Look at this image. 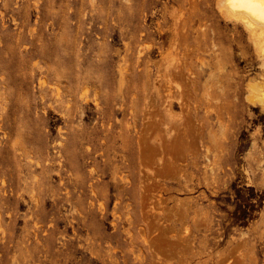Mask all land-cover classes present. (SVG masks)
Wrapping results in <instances>:
<instances>
[{
	"label": "rangeland",
	"instance_id": "1",
	"mask_svg": "<svg viewBox=\"0 0 264 264\" xmlns=\"http://www.w3.org/2000/svg\"><path fill=\"white\" fill-rule=\"evenodd\" d=\"M253 83L216 0H0V264H264Z\"/></svg>",
	"mask_w": 264,
	"mask_h": 264
},
{
	"label": "bare ground",
	"instance_id": "2",
	"mask_svg": "<svg viewBox=\"0 0 264 264\" xmlns=\"http://www.w3.org/2000/svg\"><path fill=\"white\" fill-rule=\"evenodd\" d=\"M216 7L222 16L232 25H240L247 33L250 44L261 58L264 67V0H216ZM184 27H182L183 30ZM190 26L186 25L183 35H187ZM187 31V32H186ZM202 52L207 48L206 33H202ZM202 70H205L206 62L201 58ZM245 99L253 106L264 109V83L247 85Z\"/></svg>",
	"mask_w": 264,
	"mask_h": 264
}]
</instances>
